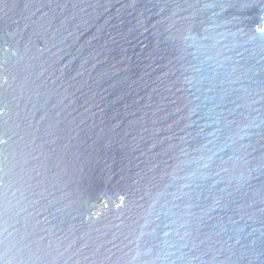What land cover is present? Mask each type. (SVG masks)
Returning a JSON list of instances; mask_svg holds the SVG:
<instances>
[{
    "label": "water",
    "instance_id": "1",
    "mask_svg": "<svg viewBox=\"0 0 264 264\" xmlns=\"http://www.w3.org/2000/svg\"><path fill=\"white\" fill-rule=\"evenodd\" d=\"M5 264H264V0H0Z\"/></svg>",
    "mask_w": 264,
    "mask_h": 264
},
{
    "label": "snow or ice",
    "instance_id": "2",
    "mask_svg": "<svg viewBox=\"0 0 264 264\" xmlns=\"http://www.w3.org/2000/svg\"><path fill=\"white\" fill-rule=\"evenodd\" d=\"M4 63L0 56V66ZM4 143L5 140H0V144ZM7 175V159L4 152L0 151V264H5L9 251L17 252L22 257L31 250L30 236L19 231L16 236H12L7 227L10 205Z\"/></svg>",
    "mask_w": 264,
    "mask_h": 264
}]
</instances>
